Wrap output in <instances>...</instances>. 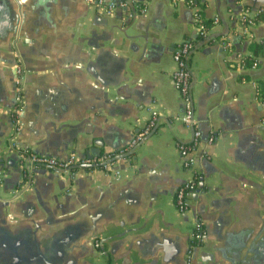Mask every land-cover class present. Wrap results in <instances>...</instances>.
<instances>
[{
  "label": "crops",
  "instance_id": "0c3cea01",
  "mask_svg": "<svg viewBox=\"0 0 264 264\" xmlns=\"http://www.w3.org/2000/svg\"><path fill=\"white\" fill-rule=\"evenodd\" d=\"M105 1L109 15L85 0H0V158L12 131L11 65L20 58L18 147L58 158L98 148L120 170L34 173L29 189L0 203V264H185L194 220L204 231L195 264H264V55L250 48L264 40L256 18L264 11L240 22L264 2ZM195 11L210 21L204 40H196ZM187 38L195 43V172L178 151L192 132L178 119L183 103L172 79L173 49ZM153 111L155 132L130 147ZM195 174L198 193L180 212L175 192ZM4 175L2 191L24 180Z\"/></svg>",
  "mask_w": 264,
  "mask_h": 264
},
{
  "label": "built area",
  "instance_id": "2783aa9c",
  "mask_svg": "<svg viewBox=\"0 0 264 264\" xmlns=\"http://www.w3.org/2000/svg\"><path fill=\"white\" fill-rule=\"evenodd\" d=\"M88 5L94 7L98 12L102 14L109 15L112 13L114 7L112 4H107L105 0H85ZM188 6L192 7L194 5L193 0H186ZM252 10V11H251ZM264 11V6H258L256 8L251 9L247 8L244 13L240 16V22L242 24H251L256 20L254 17L256 15L262 13ZM248 12H252L254 17L248 16ZM194 19L196 21V26L198 33L203 37L207 36L208 26L205 24L201 15L195 11L193 13ZM218 19L214 18L213 22H217ZM195 43L192 39H184L180 43L176 45L173 49V59L176 62V69L172 74V79L175 88L178 90L183 103V111L178 116V119L185 125L188 129H193L192 132V140L190 143L183 144L178 143V151L183 159L184 167L196 171V164L198 162V157L195 154V150L199 144L200 140V131L197 128V119L194 115V106L193 101L190 97V79L191 74L189 70V57L191 52L194 50ZM256 63H253V66ZM12 70L14 72V96H13V104L9 109L8 114L12 123V131L11 137H13V145H15V139L18 131L20 130V117L24 108V92H23V83H24V67L20 58H17L16 61L11 65ZM260 104L264 111V97L260 98ZM264 113V112H263ZM156 112H152V115L143 131L138 133L135 138L131 141L130 147H133L137 141H139L145 134L151 131L156 123ZM264 121V115L262 117ZM209 141H212V137H210ZM23 155V159H26L28 162H31L34 167H46L51 169L62 170L64 172H70L71 169H83L86 165H93L92 168L89 169H102L104 171L111 170L115 173V175H120L119 169L112 170V154H102L99 156L81 158L76 156L75 154H69L65 158L58 157H50V156H40L34 154L31 151H26ZM4 174H0V184L2 183V176ZM197 176L195 174V178L190 181H186L182 183L176 190L174 195V204L178 211L185 212L189 209V197L194 194L197 190ZM30 185L27 180H24L20 186H18L17 191L26 190ZM16 191V192H17ZM204 239V231L202 229V225L197 220H194V227L192 230V241L193 244L190 248V254L192 252V248L194 244L198 241H202ZM98 245V243L96 244ZM189 261V259H188Z\"/></svg>",
  "mask_w": 264,
  "mask_h": 264
},
{
  "label": "water",
  "instance_id": "95a60500",
  "mask_svg": "<svg viewBox=\"0 0 264 264\" xmlns=\"http://www.w3.org/2000/svg\"><path fill=\"white\" fill-rule=\"evenodd\" d=\"M256 2H264V0H251L248 5H252L253 6ZM13 102H14V100H13ZM9 109H8V111H9ZM156 127L149 134L144 135L139 141H137V143L132 148L136 147V145H138V144L140 145L142 143L143 139H145V137L147 139L149 136H151L155 132ZM11 129H12V123H11ZM191 132H193V129H191ZM19 133H20V130L17 133L16 139H15V142H14L15 145H13V140H12L13 137H11V134H10V137L8 139V152L9 153L8 152L3 153L4 155L0 158V174L1 173L7 174L8 170H14L19 175H22V179H23V176H24V180H27V182L29 183L30 182L29 179H30V177H32V175L34 173H43L44 174V173L47 172V170H49L51 168H46V167L37 168V167H34L31 162H28L26 159H23L22 153L24 154L28 150L20 149V147H18V146H20V143L17 141V137H18ZM137 133H139V132H137ZM137 133H135V134L137 135ZM135 134L132 135V139L130 140V142L135 138V136H136ZM126 148L127 147L124 146V147L118 149V151L119 150H124ZM33 153L37 154V155H40V154H38V153H36L34 151H33ZM99 155H100V150L97 148L96 151H94V150L91 151V155L89 157L99 156ZM40 156H44V155H40ZM50 157H53V156H50ZM111 161H113V159ZM92 166L93 165H86V166H84L82 171L83 172L84 171L87 172L89 170V168H92ZM54 170H57V169H54ZM59 171L62 172V173L64 172L62 170H59ZM4 176L5 175L2 176V183L0 184V203L4 204V206H5V204L13 201L16 197L22 195L29 188H27L26 190L17 191L16 188H18V187L16 186V187L10 189L7 192L4 191V190L2 191L1 188L3 186H5L4 183H5V179H6ZM29 185H30V183H29ZM18 186H20V185H18ZM200 187L204 188L202 180L200 182ZM197 193H198V190H196V192L194 193L195 194L194 196H196ZM3 194H11V195L9 197H3ZM201 242L197 241L195 243L194 247L192 248L191 254L189 253V251H190L189 249H188V251H186L185 264H195L196 259L198 257H200V251L199 250H200V245H201L200 243ZM190 247H191V245H190ZM96 256L97 255H95V257ZM167 258H168V255L165 254V257H163V261L166 262L165 260H167ZM188 259H189V261H188ZM29 264H33V263H29ZM135 264H137V263H135Z\"/></svg>",
  "mask_w": 264,
  "mask_h": 264
},
{
  "label": "trees",
  "instance_id": "16d2710c",
  "mask_svg": "<svg viewBox=\"0 0 264 264\" xmlns=\"http://www.w3.org/2000/svg\"><path fill=\"white\" fill-rule=\"evenodd\" d=\"M256 18H258V19H264V13L258 15V17H256ZM209 22L210 21H205V24L206 25H209L210 24ZM204 38L205 37H203L201 34H198L196 40H204ZM187 39H189V38H187ZM250 48L252 49L254 55H259V54L264 55V40L261 41L260 43H252L250 45ZM252 59H253L252 57L245 58L246 64L247 65H250L251 62H252Z\"/></svg>",
  "mask_w": 264,
  "mask_h": 264
}]
</instances>
